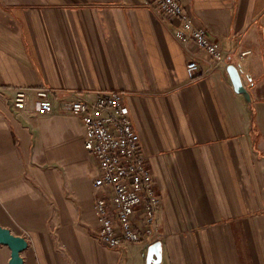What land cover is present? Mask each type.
Segmentation results:
<instances>
[{
  "label": "crops",
  "instance_id": "obj_1",
  "mask_svg": "<svg viewBox=\"0 0 264 264\" xmlns=\"http://www.w3.org/2000/svg\"><path fill=\"white\" fill-rule=\"evenodd\" d=\"M177 1L225 51L209 76L189 78L205 53L149 0H0V227L27 242L23 264H147L156 242L151 264H264V0ZM41 87L50 113L37 109ZM99 90L123 93L151 168L161 236L150 245L96 236V164L59 106ZM10 257L0 245V264Z\"/></svg>",
  "mask_w": 264,
  "mask_h": 264
},
{
  "label": "built area",
  "instance_id": "obj_2",
  "mask_svg": "<svg viewBox=\"0 0 264 264\" xmlns=\"http://www.w3.org/2000/svg\"><path fill=\"white\" fill-rule=\"evenodd\" d=\"M166 17L178 18L183 31L175 38L187 47L193 44L205 57L192 54L186 64L191 80L209 76L225 65L222 45L210 38L205 28L196 25L177 0H149ZM249 52H241L244 57ZM201 62L206 67L201 69ZM36 106L41 112L53 111L51 90L35 89ZM123 93L99 90L93 99L65 100L59 111L77 116L84 128V148L94 159L93 212L97 219L96 236L109 249L143 242L150 245L161 231L158 224V196L153 187L151 168L140 146V138L123 103ZM28 93L18 91L12 107L21 111Z\"/></svg>",
  "mask_w": 264,
  "mask_h": 264
},
{
  "label": "water",
  "instance_id": "obj_3",
  "mask_svg": "<svg viewBox=\"0 0 264 264\" xmlns=\"http://www.w3.org/2000/svg\"><path fill=\"white\" fill-rule=\"evenodd\" d=\"M226 70L234 91L242 94L245 100L249 102V95L242 84L238 68L233 65H229ZM0 245L7 246L11 251L9 264H23L21 253L27 247V242L24 238L14 236L8 229L0 227ZM159 247L160 243L156 242L148 248L147 264H151L153 256L158 259L160 258Z\"/></svg>",
  "mask_w": 264,
  "mask_h": 264
}]
</instances>
